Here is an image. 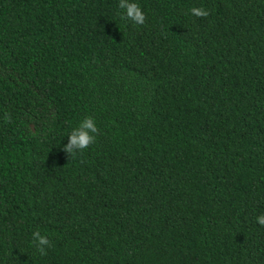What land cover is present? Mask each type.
I'll list each match as a JSON object with an SVG mask.
<instances>
[{"label":"trees","instance_id":"obj_1","mask_svg":"<svg viewBox=\"0 0 264 264\" xmlns=\"http://www.w3.org/2000/svg\"><path fill=\"white\" fill-rule=\"evenodd\" d=\"M134 2L0 0V264H264V0Z\"/></svg>","mask_w":264,"mask_h":264},{"label":"clouds","instance_id":"obj_2","mask_svg":"<svg viewBox=\"0 0 264 264\" xmlns=\"http://www.w3.org/2000/svg\"><path fill=\"white\" fill-rule=\"evenodd\" d=\"M118 6L124 10L122 18L128 19L138 25L144 24L146 20L145 14L140 5L134 2V0H119ZM190 12L196 17H207L209 15L208 11L203 7H192ZM5 118L10 120V116H6ZM98 132L99 129L95 120L90 116L85 117L68 135V143L64 146L63 151L69 155L70 159L74 158L78 152L87 149L95 142V134ZM256 220L259 225L264 226V214L257 216ZM32 242L41 255H46V248L51 246L49 239L41 235L39 231L32 233Z\"/></svg>","mask_w":264,"mask_h":264}]
</instances>
